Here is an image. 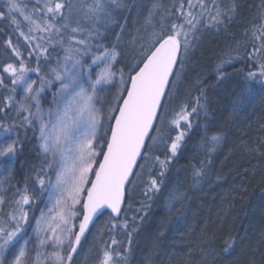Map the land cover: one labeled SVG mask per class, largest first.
<instances>
[{"label": "snow or ice", "instance_id": "snow-or-ice-1", "mask_svg": "<svg viewBox=\"0 0 264 264\" xmlns=\"http://www.w3.org/2000/svg\"><path fill=\"white\" fill-rule=\"evenodd\" d=\"M241 7L0 0V264H131L134 252L141 264H208L215 249L202 238L174 247L169 218L188 196L169 177L199 129L202 158L188 168L193 187L210 183L227 134L209 126L208 89L228 67L239 77L234 108L264 91V0L237 34ZM220 34L231 43L216 85L197 74L195 94L182 96L205 36ZM243 143L264 156V132ZM26 151L40 163L13 182ZM156 207L167 209L158 220ZM222 240L225 259L264 264V210L258 228L246 219Z\"/></svg>", "mask_w": 264, "mask_h": 264}, {"label": "trees", "instance_id": "trees-1", "mask_svg": "<svg viewBox=\"0 0 264 264\" xmlns=\"http://www.w3.org/2000/svg\"><path fill=\"white\" fill-rule=\"evenodd\" d=\"M230 2L231 0H223L226 6ZM237 2L242 5L241 15L231 26V31L238 34L248 18L255 15V5H258L260 0ZM228 43H231V40L226 34L205 36L182 96L186 95L189 88L195 94L192 85L197 74H202V78L209 85H216L215 65L222 49ZM0 56H3V49H0ZM227 72L232 75L226 82L208 89L209 126L227 134L226 141L214 157V164L209 173L210 183L193 187L188 168L189 162L195 163L202 158V153L196 147L200 139L199 129H194L188 150L179 159L169 177L175 187L188 196L182 206H177L180 210L169 218L170 227L178 230L172 232L175 238L174 247L183 248L202 238L211 246L206 249L207 252L215 249L208 257V264H244L243 257L224 258L221 254L222 236L229 232L234 234L240 222L246 219H251L252 224L258 228L261 223V211L264 210V156L255 151H246V145L243 143L247 141L248 145H252V141L260 138V134L264 132V91L257 86L252 94L243 100L241 106L234 108V105L240 104L237 99L240 93L239 77L234 74L232 67H228ZM203 119L201 116L200 120ZM20 131L23 137V129ZM20 159L25 162V166L18 171L13 182L22 183L29 169L40 161L34 153L28 151ZM17 168H20L19 164ZM166 213L167 209L163 207L153 209V217L156 220L163 218ZM152 223L153 221H149V224ZM260 259L258 255L257 264H260ZM131 264H141L139 252H134ZM157 264H160L159 260Z\"/></svg>", "mask_w": 264, "mask_h": 264}, {"label": "rangeland", "instance_id": "rangeland-1", "mask_svg": "<svg viewBox=\"0 0 264 264\" xmlns=\"http://www.w3.org/2000/svg\"><path fill=\"white\" fill-rule=\"evenodd\" d=\"M117 67H119V65H117ZM184 89H185V85H184V87L181 89V94H182V92H183ZM45 107H48V105L45 104ZM37 214H38V213H37Z\"/></svg>", "mask_w": 264, "mask_h": 264}]
</instances>
